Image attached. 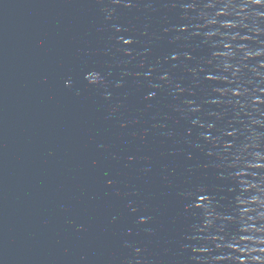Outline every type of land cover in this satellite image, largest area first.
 <instances>
[{"label": "water", "instance_id": "1", "mask_svg": "<svg viewBox=\"0 0 264 264\" xmlns=\"http://www.w3.org/2000/svg\"><path fill=\"white\" fill-rule=\"evenodd\" d=\"M0 264H264V0H0Z\"/></svg>", "mask_w": 264, "mask_h": 264}]
</instances>
